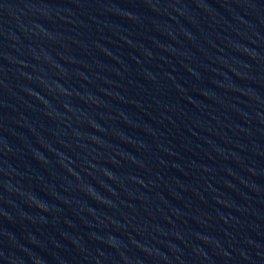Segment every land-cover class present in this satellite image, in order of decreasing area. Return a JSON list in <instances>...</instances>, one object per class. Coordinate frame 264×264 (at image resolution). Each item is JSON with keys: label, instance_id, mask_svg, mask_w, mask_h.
<instances>
[{"label": "water", "instance_id": "1", "mask_svg": "<svg viewBox=\"0 0 264 264\" xmlns=\"http://www.w3.org/2000/svg\"><path fill=\"white\" fill-rule=\"evenodd\" d=\"M0 264H264V0H0Z\"/></svg>", "mask_w": 264, "mask_h": 264}]
</instances>
